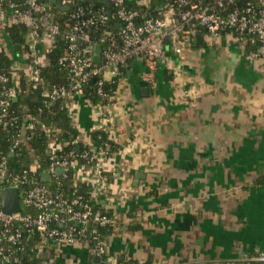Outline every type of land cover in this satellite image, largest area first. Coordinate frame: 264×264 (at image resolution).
I'll list each match as a JSON object with an SVG mask.
<instances>
[{
    "label": "crops",
    "instance_id": "obj_1",
    "mask_svg": "<svg viewBox=\"0 0 264 264\" xmlns=\"http://www.w3.org/2000/svg\"><path fill=\"white\" fill-rule=\"evenodd\" d=\"M0 35L16 76H26L4 25ZM197 40L185 62L160 63L155 87L144 82L143 61L125 68L105 107L117 146L104 165L107 191L94 197L116 221L106 253L84 242L55 246L46 264H262L247 259L264 251V61L233 38ZM65 103L79 141L90 144L91 101Z\"/></svg>",
    "mask_w": 264,
    "mask_h": 264
},
{
    "label": "built area",
    "instance_id": "obj_2",
    "mask_svg": "<svg viewBox=\"0 0 264 264\" xmlns=\"http://www.w3.org/2000/svg\"><path fill=\"white\" fill-rule=\"evenodd\" d=\"M21 1L0 0V25H4L6 31L13 26L26 29L28 51L24 57L29 65L26 77L42 87L48 110L55 103L86 97L92 81L98 83V96L105 98L104 85L122 76L124 69L136 60L146 66L145 84L155 87L160 63L169 56L185 62L187 52L202 29L215 41L221 37L235 39L248 50L251 60L264 61V0H164L151 17L138 9L145 7V2L133 8L128 0H106L112 6L111 18L106 6L89 4L87 0H57L63 7L76 6L68 12L71 15L64 25L56 22L55 7L51 4L42 0ZM111 23L115 28L109 27ZM59 40L66 44L58 62L67 74V82L47 86L41 78V68L47 64L45 57L57 47ZM42 43L44 49L40 53L38 46ZM2 51L6 53L0 35V53ZM96 57H99L98 62ZM15 65L12 70L16 73L18 64ZM18 79L19 75L13 73L11 76L0 74V127L16 129L12 152L22 144L31 127L19 129L20 117L12 110L13 99L18 94ZM94 109L97 131L101 132L108 125L106 108L97 105ZM25 121L30 123L37 119L27 115ZM48 132L44 130V134ZM61 149L62 144L57 141L50 145L54 156L48 171L51 180L75 172L79 182L83 178L92 186L88 196L76 194L69 198L63 191L51 189L47 182L34 179L35 166L12 171L9 159L0 158V194L5 189L17 188L21 203L18 214L6 215L2 206L0 208V264H28L24 257L25 232L39 237L35 254L43 259L52 247L79 242L92 246L96 254L105 255L107 238L100 234V229H113L116 221L97 209L94 197L96 192L107 191L104 165L109 160L108 152H100L94 157L95 164L87 168L77 160L75 151L58 157L56 154ZM58 169H63L61 176L56 175ZM247 260L264 264V251ZM109 263L125 264L111 258Z\"/></svg>",
    "mask_w": 264,
    "mask_h": 264
},
{
    "label": "trees",
    "instance_id": "obj_3",
    "mask_svg": "<svg viewBox=\"0 0 264 264\" xmlns=\"http://www.w3.org/2000/svg\"><path fill=\"white\" fill-rule=\"evenodd\" d=\"M16 1L22 3L21 0ZM203 1L210 2L211 0ZM163 4L164 0H151L148 6L138 7V9L143 15L151 17L155 16L156 10L161 8ZM129 5H131L130 2ZM131 6L137 8L134 4ZM54 12L56 14V22L60 25H64L71 15L70 13H62L56 8ZM109 27L115 28V25L111 23ZM6 32L9 36L10 45L18 46L19 50L25 54L28 51L26 29L22 26H13L8 28ZM205 34V30H200L197 41L201 43V39ZM65 49V42L59 40L57 47L46 55L45 59L47 60V64L41 68V78L46 83L45 85L66 84L67 74L61 70L58 62L59 58L64 54ZM1 73L8 74L9 76L12 73L15 74L11 68L10 59L4 51L0 53ZM120 77L114 78L111 82H107L104 85L103 91L106 96L105 98H101L96 93L98 83L95 81L89 84L85 96L91 101L93 106H108L112 101L111 99L116 97ZM1 89L2 86L0 84V97ZM17 97L19 101L13 103L12 110L15 115L20 117L18 128L20 129L22 126L27 128L29 125L31 127L26 131L22 144L14 152H12V145L13 135L16 129L7 130L0 127V158L7 157L9 159L12 171L29 170L32 166H35L36 170L32 177L40 182H44L42 181V176L49 171L53 162L54 156L50 151V145L53 141L62 144L61 151L56 154L58 157L66 156L69 152L75 151L77 160L87 168L95 164L94 157H98L100 152L107 151L108 156H111L117 149V146L110 139L106 130L92 133L90 144L79 141L81 134L72 121L67 103H55L49 110L46 109L42 97V87L22 73L18 79ZM27 115L35 116L37 121L27 123L25 121ZM45 129L49 130L47 134H44ZM83 157L87 158L84 159ZM76 179L75 172H70L67 177L53 178L47 184L54 191H63L69 198H73L76 194L88 196L92 186L87 183H80L79 181L77 183ZM111 232L112 229L110 228L100 229V234L106 238ZM24 236L26 242L24 257L26 262L28 264H44L45 260L35 254L36 246L40 240L39 237L32 232H25ZM120 263L131 264L133 262L120 261ZM133 264L138 263L134 262Z\"/></svg>",
    "mask_w": 264,
    "mask_h": 264
},
{
    "label": "water",
    "instance_id": "obj_4",
    "mask_svg": "<svg viewBox=\"0 0 264 264\" xmlns=\"http://www.w3.org/2000/svg\"><path fill=\"white\" fill-rule=\"evenodd\" d=\"M26 1V0H23ZM43 3H48L54 6L58 11L68 13L73 11L76 6L74 7H63L59 4L57 0H42ZM87 3L94 4V5H103L106 6L109 10V17L111 18V12H112V6L108 3L106 0H87ZM95 61H99V57L95 58ZM149 89H145V92L149 93ZM19 101L18 97H15L13 99L14 103H17ZM63 174V169H58L56 171L57 176H61ZM42 181L44 182H50L51 181V175L50 173L46 172L42 176ZM1 206L2 211L6 215H13L18 214L21 212V203H20V191L17 188H8L1 192Z\"/></svg>",
    "mask_w": 264,
    "mask_h": 264
}]
</instances>
